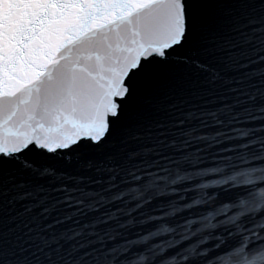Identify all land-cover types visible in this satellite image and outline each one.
Returning <instances> with one entry per match:
<instances>
[{
    "label": "snow or ice",
    "instance_id": "snow-or-ice-1",
    "mask_svg": "<svg viewBox=\"0 0 264 264\" xmlns=\"http://www.w3.org/2000/svg\"><path fill=\"white\" fill-rule=\"evenodd\" d=\"M0 264H264V0H0Z\"/></svg>",
    "mask_w": 264,
    "mask_h": 264
}]
</instances>
